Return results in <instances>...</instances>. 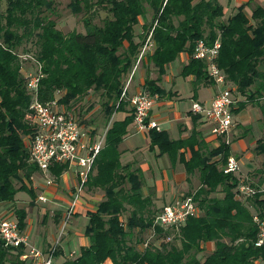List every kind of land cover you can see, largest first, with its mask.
<instances>
[{"label": "trees", "instance_id": "16d2710c", "mask_svg": "<svg viewBox=\"0 0 264 264\" xmlns=\"http://www.w3.org/2000/svg\"><path fill=\"white\" fill-rule=\"evenodd\" d=\"M1 1L5 7L0 11V204H12L18 191H24L33 203L35 194L30 181L41 175L29 162L25 144L32 133L25 120L30 97L18 59L24 55L19 51L25 45H29V57L41 67L37 92L40 102L56 99L69 109L80 105L89 93L96 94L104 127L113 114L123 113L121 120L111 122L106 129L84 184L85 191L102 192L94 211L85 214L83 235L88 244L79 248L76 257L60 264H103L107 260L111 264L264 262V245H253L257 235L253 218L264 221V137L255 141L251 151L262 159L263 168L258 173L261 177L254 184H245L253 190V194L245 196L238 191L244 182L233 173L222 172L230 155L229 145L218 141L211 147L194 129L187 137L176 140L164 131L146 130L150 151H156V156L165 155L171 166L180 164L187 181L196 176L197 189L184 196L192 197L200 213L188 217L178 234L154 229L153 240L142 250L137 246L163 206L158 210L150 208V199L141 193L139 169L121 165L117 148L133 122V110H124L128 102L120 99L121 90L149 31L152 49L147 60L155 69L156 78L145 77L141 90L149 96L162 97L159 82L164 68L180 53L186 54L187 61L179 75L192 76L195 86L212 85L204 65L193 60L191 54L195 41L202 40L209 46L218 40L216 66L223 73L225 84L233 89L234 97L243 98H236V108L231 113L236 114L247 105L256 107L264 132V71L259 69L264 59L262 8H252L250 23L239 9L221 21L222 8L216 0H96L94 5L104 9L107 18L97 25L90 16L82 17L84 33L62 34L50 19L52 1ZM68 7L72 15L91 13L86 0H70ZM146 11L150 12V20L144 35L136 40L133 27ZM84 114L80 108V117ZM198 119L197 115L190 117L193 127ZM84 123L94 125L87 120ZM64 170V166H53L49 174L57 181ZM123 214H127L124 220ZM13 215L22 231L25 211L16 209ZM167 236H171V241L162 242ZM207 244L212 245L211 251L199 258ZM21 253V247H7L0 242V264H29L19 260ZM57 255L56 245L53 257Z\"/></svg>", "mask_w": 264, "mask_h": 264}, {"label": "rangeland", "instance_id": "374dc122", "mask_svg": "<svg viewBox=\"0 0 264 264\" xmlns=\"http://www.w3.org/2000/svg\"><path fill=\"white\" fill-rule=\"evenodd\" d=\"M50 1H52L53 12L50 15V19L55 22V28L62 34H67L70 32L84 33V28L81 24L82 17L90 16L93 24L98 25L101 19L107 18L108 16L104 9L98 7V5H94V2L96 0H86V4H89L90 6L89 10L91 11V13L86 12L87 14L85 15H83L82 13H80L79 15H72L68 7L70 0ZM216 1L222 8L221 21H226L230 15H232L237 11V9H239L243 13V15H245V17L250 21V23H252V8L257 6L264 10V0H246L245 2H243L244 0ZM247 2H249V5L247 4ZM4 7L5 3L4 1H1L0 11H3ZM149 20L150 12L146 11L144 13V17L139 18L138 23L133 27V33L136 37V40H140L139 36L144 35V27L145 25H147ZM143 40L145 41V38ZM27 49H29L28 44L25 45L23 51H26ZM23 51L20 50L19 53L24 54L25 57H29L30 53L28 51ZM150 51L151 49H147L145 51L144 58L146 59L144 62L145 66L143 70L145 72V77L154 79L156 78L155 69L147 60V54H150ZM184 62L185 59L182 58V55H178L171 63L168 64V67L167 69H165L164 74L161 76L159 82V86L164 94L162 97H169V101H171L170 105H173L174 103L176 104V108L178 114H180L181 116V119L178 122L170 125L161 124L158 128L159 131L166 132L168 137L173 140L179 138L178 131L180 129H185L186 132H190L192 129H194V131L201 133L203 138H209L210 127L206 123H204L205 125H195V127H193L190 121L191 115H188L187 113L193 102H190L191 88L189 81L186 79V77H181L179 75ZM23 64L24 66L22 67L20 73H24V69H30L32 67L30 66L31 61L28 58L23 61ZM137 66L139 70L140 63ZM259 69L264 71V59L260 64ZM136 78L137 73L134 79ZM133 85L134 83H131L130 86L132 87ZM130 93L131 92L129 91V94ZM174 94H176L177 96L174 97ZM197 94L199 97L204 96L208 98L209 91L201 89L197 92ZM80 107L85 111L84 116H87V122L91 124L94 123L93 127H95L96 132L100 134L104 129V120L101 114L99 97L96 94L89 93L80 102ZM128 109L129 106L126 105L124 110L127 111ZM157 109H159L158 112L161 118H166L167 120H171L173 118L172 113L168 110L167 107L158 106L154 108L153 112H155ZM122 117L123 113L121 112L113 114L109 120L108 125L113 121L121 120ZM258 118V109L251 106H248L243 111H239L232 116V123L233 121L238 123L239 128H237L235 132H233V134L230 133V136H236L239 133V135L244 134V138L234 144L236 151L230 149V155L232 157L239 156L237 162L238 170L235 175L239 177L240 181L242 180V182H244V184L242 185L250 182L254 184L261 177V175L258 173L263 168L261 162L262 159L254 156V154L251 152L255 141L260 139L261 137H264V132L261 133L262 128L257 121ZM162 127H164V130ZM128 133L131 134L130 138L120 142L117 147L119 152H121L119 161L122 165L130 164V166L132 165V167H135L137 164L134 165V163L132 162H137L139 166L143 165L146 167L145 171L140 170V178L142 181L141 193L143 196L145 194V197H147L146 195H149V197H153V203L156 207H160L162 205V202H166L171 197V195H174L176 192L185 193L187 190H189V192H193L197 189L198 181L196 176L191 177L189 181H184L182 179L179 181L178 178H182L184 174L182 166L177 163L171 166L165 155L156 156L153 151L149 150V141L146 131L143 133V135H135L129 127ZM232 142V137H230L228 144L229 148ZM217 143L218 142L212 140L208 145L212 147L217 145ZM242 149L247 150L245 155H241ZM262 175L264 176V172ZM75 183V180H71L68 184V189H71L73 186H75ZM32 184H35L36 192L34 193L38 195L37 191L42 186V184L44 185V181L38 175H35L32 177ZM66 189L67 188L61 186L60 183L58 196L52 200H48V202H46L45 204H40L36 201V198L35 201L31 203L30 197L24 191H18L14 196V202L12 203V205L7 207L6 209L3 206H0V217H3L7 213V217L9 219H12L14 217V210L23 209L26 215L25 223L30 222L29 225L24 226L28 230L26 232L27 244L36 249H40L44 241L52 245L58 241L59 233V230L56 231L57 226L54 221V215L62 212L69 206L68 201L64 195L67 192ZM83 193L84 194L81 197L82 200L90 205H96L102 197V192L100 190H84ZM90 208L91 207H89L88 209L81 208L79 210L80 216L69 220V222H67V224L64 226L62 233L65 234L67 229L70 234L68 236L65 235L59 245L63 250V258H69V256L76 257V255L78 254L79 247L76 241L75 234H83L84 228L86 226L85 214L93 212V208H95V206L91 209ZM126 216L127 214H123L122 219L124 220ZM211 249V244L205 245L202 249V252L198 254V257L203 258L211 251ZM256 264H264V262H257Z\"/></svg>", "mask_w": 264, "mask_h": 264}, {"label": "built area", "instance_id": "2783aa9c", "mask_svg": "<svg viewBox=\"0 0 264 264\" xmlns=\"http://www.w3.org/2000/svg\"><path fill=\"white\" fill-rule=\"evenodd\" d=\"M150 35L151 31L147 33L139 50L135 64L121 90L120 99L127 100L126 91L135 67L144 58L145 51L152 49ZM218 48V40L213 41L209 46L202 40H197L193 44L191 58L200 61L204 65L205 74L212 82L215 93L208 104L193 102L190 106V113L199 116L210 127L209 135L213 141L228 145L232 129L231 110L235 106L236 98L233 89L225 84L224 75L216 66ZM26 58L31 61L32 65L30 69L26 68L24 73H21L25 90L30 97L25 114V120L32 128V133L25 139L29 162L37 167L46 187L52 186L54 183L49 174L50 168L53 166H64L65 170L61 175L71 173L76 181L75 186L72 187V191L69 193V206L62 217L58 233L59 239L67 221L77 210L79 200L85 190L84 184L102 147L104 133L109 125L104 127L102 132L98 134L94 131L95 127L93 125L84 123L87 116L80 117L79 109L81 107L79 104L66 109L56 99L50 102H40L37 98V92L39 80L42 78L41 67L30 57L19 55L20 71ZM56 93L60 95L59 92ZM156 99V96H149L145 91L138 90L127 100L129 107L133 110L132 127L135 132H144L148 129L159 131L158 125L154 121L147 120L148 112ZM237 170L236 159L231 155L228 156L222 172L224 174H235ZM238 191L245 196L253 194V190L247 185L241 184ZM36 201L44 204L46 199L39 193L36 196ZM199 213V209L191 196L174 198L155 215L151 230L138 244V249H145L148 242L153 240L152 238L155 236L154 229L159 228L162 231L172 232L171 234H178L186 219L196 217ZM253 221L257 225V235L253 245L254 247H261L264 245V221L258 222L255 217ZM170 241L171 236H167L163 238L162 242L168 243ZM0 242L7 247H21L22 253L18 258L20 261H27L29 264H53V253L58 244L57 241L46 252L29 246L27 236L19 231L16 220L5 216L0 217Z\"/></svg>", "mask_w": 264, "mask_h": 264}, {"label": "crops", "instance_id": "0c3cea01", "mask_svg": "<svg viewBox=\"0 0 264 264\" xmlns=\"http://www.w3.org/2000/svg\"><path fill=\"white\" fill-rule=\"evenodd\" d=\"M246 0H244L243 2H245ZM149 54H147V56H148ZM179 55H182V58L183 59H185V62H184V64L186 63V61H187V56H186V54H184V53H180ZM145 59L146 58H143L142 59V61H141V63H140V68H139V70H138V66H136L135 67V74H133V78L131 79V82L129 83V85H128V88H127V91H126V99L128 100L129 98H131L138 90H141V87H142V83H143V80L145 79V72H144V66H145V64H144V62H145ZM183 64V65H184ZM143 67V68H142ZM167 67H168V65H166L165 66V68H164V71H165V69H167ZM138 71V72H137ZM136 73H137V78L136 79H134L135 78V75H136ZM186 79L189 81V83H190V88H191V90H190V92H191V95H190V102H197V103H199V104H208L209 103V101L212 99V97H213V95H214V93H215V88H214V86L213 85H210V84H201V85H198V86H195V84L193 83V77L192 76H188V77H186ZM131 83H134V85L131 87L130 85H131ZM201 89H205L206 91L208 90L209 91V96H208V98L207 97H204V96H198V94H197V92L199 91V90H201ZM129 91L131 92L130 94H129ZM203 95V94H202ZM174 97H176L177 95L176 94H174L173 95ZM238 99H237V101H241V100H243V98H241L240 96H238L237 97ZM170 100V98L169 97H160V98H157L155 101H154V103H153V106H152V108H151V110L148 112V118H147V120L148 121H154L157 125H158V127L161 125V124H168V125H170V124H173V123H176V122H178L180 119H181V116H180V114H178V111H177V108H176V104L174 103L173 105H170V103H171V101H169ZM163 101H165V102H163ZM166 101H168V102H166ZM158 106H160V107H167L168 108V110L172 113V116H173V118L171 119V120H167L166 118H161L160 117V114H159V112H158V110L159 109H157L155 112H153V110H154V108H156V107H158ZM249 105H247V106H245L241 111H243L244 109H246L247 107H248ZM236 108V105L233 107V109H235ZM188 115H191V116H193L191 113H190V109L188 110ZM234 114H232V116H233ZM259 119H260V115H259V118L257 119V121H258V123L260 124V122H259ZM202 124H204V122H203V120H201L200 118L195 122V125H198V126H201ZM205 125V124H204ZM165 126V125H164ZM163 128V130H164V127H162ZM237 128H239V125H238V123H236L235 121H233V123H232V129H231V134H233V132H235V130L237 129ZM130 129H131V131L135 134V135H143V133L145 132H135V130L133 129V127H132V125L130 126ZM263 132V130H261V133ZM178 136H179V138H185V137H187V135L189 134V132H186L185 131V129H180L179 131H178ZM240 134V133H239ZM239 134H237L236 136H234V135H231V137H232V139H234V138H236V139H234V141L231 143V145H230V149H232L233 151H236V148H235V146H234V144L236 143V142H239L242 138H244V134H241V135H239ZM130 133H128V135L122 140V141H125V140H127V139H129L130 138ZM200 136L202 137V135H201V133H200ZM171 139V138H170ZM178 139V138H177ZM202 139L206 142V143H211V141H212V139H211V137H210V135H209V138H203L202 137ZM173 140V139H172ZM121 141V142H122ZM119 151V150H118ZM154 152V154L156 155V151H153ZM242 153H241V155H245V153L247 152V150H245V149H242V151H241ZM120 154H121V152H119ZM231 154V153H230ZM120 157V156H119ZM184 157H185V159H187L188 158V154L187 153H185V155H184ZM236 160H237V162H238V159H239V156L238 157H234ZM132 163H134V165L135 164H137L135 167L136 168H138L139 169V171L141 170V171H145V169H146V167L145 166H143V165H141V166H139V164L137 163V162H132ZM131 163V164H132ZM121 164V163H120ZM178 164V163H177ZM122 165V164H121ZM42 180H43V178L41 177V175L39 176ZM184 180V181H187L186 180V176H185V173L183 174V176H182V178L181 177H179L178 178V180L180 181V180ZM190 179V178H189ZM71 180H74V178H73V176H72V174L71 173H67V174H63V175H61L59 178H58V180L57 181H54V183H53V185L52 186H45V182H44V185L42 184V186L38 189V191H37V193L39 194V193H41L44 197H45V199H46V202H48V200H52V199H54V198H56L57 196H58V193H59V191H58V189H59V184L61 183V186H63V187H65V188H67L66 190H67V192L64 194L65 195V197H66V199H67V201H68V203H69V193H70V191H72V188L71 189H68V184H69V182L71 181ZM44 181V180H43ZM30 188L34 191V192H36V187H35V184H32V178H31V181H30ZM189 190H187L185 193H178V192H176L174 195H171V197L166 201V202H162V205L160 206V207H156L155 206V204L153 203V197H149V195H146L149 199H150V203H151V206H150V208L153 210V209H156V210H158V209H160L162 206H164L165 204H167V203H169L170 201H172L174 198H177V197H179V196H184L187 192H188ZM35 194V193H34ZM84 194V193H83ZM36 194H35V197H34V201H35V198H36ZM144 196H145V194H144ZM82 197V196H81ZM45 202V203H46ZM44 203V204H45ZM10 205H12V204H0V206H3L5 209L7 208V207H9ZM67 206V205H66ZM95 205H90V204H87V203H85L84 202V200H82V198H80V200H79V204H78V206H77V210H76V212L69 218V220H71V219H74L75 217H78V216H80L79 215V210L81 209V208H84V209H88L89 207H94ZM90 208V209H91ZM94 209V208H93ZM65 210L66 209H64L62 212H60V213H58V214H56V215H54V221H55V223H56V226H57V230L56 231H58L60 228H59V226H60V224H61V222H62V217H63V214H64V212H65ZM7 214V213H6ZM4 215L5 217H7L8 215ZM9 216H11V215H9ZM57 220V221H56ZM69 220L67 221V222H69ZM25 222V221H24ZM29 223L30 222H28V223H25V225H29ZM67 224V223H66ZM28 230L24 227L23 228V230H22V233L23 234H25L26 236H27V232ZM55 231V232H56ZM70 233H69V231L66 229V233L65 234H63L62 233V236L58 239V244H57V251H58V255L57 256H55V257H53V264H60L64 259H69V258H74V257H70L69 256V258H63V250H62V248H60V243L62 242V240H63V238L65 237V235L66 236H68ZM75 237H76V241H77V244H78V247L80 248V247H86L87 246V239L84 237V235L83 234H80V233H76L75 234ZM53 245V244H52ZM52 245H50V244H48L46 241H44L43 242V244H42V247L39 249V250H41L42 252H46L47 251V249L49 248V247H51ZM103 264H111L108 260L107 261H105Z\"/></svg>", "mask_w": 264, "mask_h": 264}]
</instances>
